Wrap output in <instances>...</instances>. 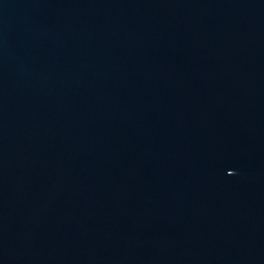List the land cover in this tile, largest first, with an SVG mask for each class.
<instances>
[{
	"label": "water",
	"instance_id": "obj_1",
	"mask_svg": "<svg viewBox=\"0 0 264 264\" xmlns=\"http://www.w3.org/2000/svg\"><path fill=\"white\" fill-rule=\"evenodd\" d=\"M0 264H264V0H0Z\"/></svg>",
	"mask_w": 264,
	"mask_h": 264
}]
</instances>
